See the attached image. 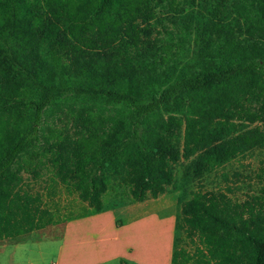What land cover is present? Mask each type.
Returning <instances> with one entry per match:
<instances>
[{"label": "trees", "instance_id": "obj_1", "mask_svg": "<svg viewBox=\"0 0 264 264\" xmlns=\"http://www.w3.org/2000/svg\"><path fill=\"white\" fill-rule=\"evenodd\" d=\"M187 7L192 33L153 35ZM263 119L264 0H0V241L59 222L30 183L43 169L85 204L69 220L110 190L157 197L179 159L193 179L263 147L264 125L241 128ZM174 227L196 244L173 240L170 264H264V197L196 188Z\"/></svg>", "mask_w": 264, "mask_h": 264}, {"label": "rangeland", "instance_id": "obj_2", "mask_svg": "<svg viewBox=\"0 0 264 264\" xmlns=\"http://www.w3.org/2000/svg\"><path fill=\"white\" fill-rule=\"evenodd\" d=\"M198 16L195 8L187 7L177 13H157L158 22H153V35L163 42L174 45L182 31L183 21L188 23L191 33ZM186 17H192L187 21ZM163 27L166 28L164 30ZM170 37V38H168ZM168 39V40H167ZM183 45H189L188 49L194 45L190 37L184 41ZM190 56V51L186 54ZM59 114V113H58ZM56 114V115H58ZM53 117H46V125L63 127L64 117L59 114L61 120ZM53 119V120H52ZM70 122L68 131L70 128ZM264 125L262 121L252 123L243 122L241 128ZM66 126V127H67ZM190 159H179L173 166V180L162 194L155 198H147L142 201H128V197L118 188L117 191H107L103 196L104 209H113L118 220L124 221L138 212H146L153 208L164 214L166 210L174 217V223L178 220L179 207L183 200L190 197L191 191L196 188L202 190H220L231 200L242 202H252L253 197H264V146L256 147L242 154L237 155L229 162L214 170L204 173L199 178H189L185 174V169ZM34 190L41 194L42 203L47 208L59 211L60 220L56 224L46 225L38 230L30 232L24 236L19 244L12 250L3 254V262H7L6 254L14 261V264H53L54 255L60 241L63 224L68 217H74L84 208V203L77 200L74 193L67 192L50 172L43 169L40 176L30 181ZM255 205V204H253ZM62 218H65L64 220ZM174 243H177L186 253L192 257L195 241H190L184 237L181 229H175L173 234ZM11 253V254H10ZM6 264V263H5Z\"/></svg>", "mask_w": 264, "mask_h": 264}, {"label": "crops", "instance_id": "obj_3", "mask_svg": "<svg viewBox=\"0 0 264 264\" xmlns=\"http://www.w3.org/2000/svg\"><path fill=\"white\" fill-rule=\"evenodd\" d=\"M174 217L154 208L118 220L107 208L67 220L54 255L53 264H170ZM21 241H0V264H14L9 251ZM7 262H3V254ZM11 254V253H10Z\"/></svg>", "mask_w": 264, "mask_h": 264}]
</instances>
